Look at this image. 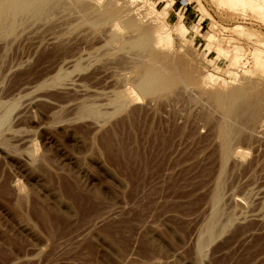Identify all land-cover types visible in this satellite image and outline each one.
I'll return each mask as SVG.
<instances>
[{"label":"rangeland","instance_id":"obj_1","mask_svg":"<svg viewBox=\"0 0 264 264\" xmlns=\"http://www.w3.org/2000/svg\"><path fill=\"white\" fill-rule=\"evenodd\" d=\"M3 1L0 264H264V17Z\"/></svg>","mask_w":264,"mask_h":264},{"label":"bare ground","instance_id":"obj_2","mask_svg":"<svg viewBox=\"0 0 264 264\" xmlns=\"http://www.w3.org/2000/svg\"><path fill=\"white\" fill-rule=\"evenodd\" d=\"M4 4L5 3H8L10 5H13V6H17L18 7H26L27 6V0H4L3 1ZM3 2L1 3V7H3ZM174 0H171V3L170 4H173ZM219 2H221L222 4H226L228 7L232 8L233 10L234 9H240V8H249L250 11L258 14V15H261L264 17V0H219ZM30 3V2H29ZM144 3V1H143ZM169 4V3H168ZM6 5V4H5ZM4 5V7H5ZM151 6H154L152 4H150ZM149 5V6H150ZM8 7V6H7ZM12 7V6H10ZM154 8V7H153ZM2 11V8L0 9ZM5 10V9H4ZM24 10V8H23ZM153 11V10H152ZM244 13V10H241L240 12ZM249 11V10H248ZM257 16V15H256ZM181 20V19H180ZM9 22V21H8ZM165 25H163L164 27ZM180 30H175L174 34L175 35H178L179 37H182V33L187 30L186 26L184 25V23L181 21L180 23ZM165 28H167L165 26ZM233 29H237V30H242V26L240 24H236V25H233L232 26ZM244 28V27H243ZM194 29V28H193ZM211 29V28H210ZM166 30V29H165ZM244 33V31H243ZM146 35V34H145ZM212 34H209L207 36V40L210 39V36ZM247 35V34H246ZM248 36V35H247ZM212 37V36H211ZM249 37V36H248ZM252 37V36H251ZM142 39V38H141ZM150 39V38H149ZM144 41V40H143ZM210 41V40H209ZM144 43V42H143ZM140 44V42H139ZM145 45V44H144ZM260 48L258 47H255L256 49H254V51L252 52V55H253V58H254V62L255 64L257 65H261V66H264V41L260 44ZM235 47V46H234ZM241 49V48H240ZM235 66V65H234ZM230 67V66H229ZM150 72V71H149ZM155 77V76H154ZM151 79V78H150ZM156 79V78H155ZM238 93V92H236ZM235 93V94H236ZM234 94V93H233ZM239 96V95H238ZM226 107V105H225ZM239 153V152H237Z\"/></svg>","mask_w":264,"mask_h":264},{"label":"built area","instance_id":"obj_3","mask_svg":"<svg viewBox=\"0 0 264 264\" xmlns=\"http://www.w3.org/2000/svg\"><path fill=\"white\" fill-rule=\"evenodd\" d=\"M178 2L180 4L179 6L187 7L188 5V0H178Z\"/></svg>","mask_w":264,"mask_h":264},{"label":"crops","instance_id":"obj_4","mask_svg":"<svg viewBox=\"0 0 264 264\" xmlns=\"http://www.w3.org/2000/svg\"><path fill=\"white\" fill-rule=\"evenodd\" d=\"M173 4H174V2H173ZM173 4H172V5H173Z\"/></svg>","mask_w":264,"mask_h":264}]
</instances>
